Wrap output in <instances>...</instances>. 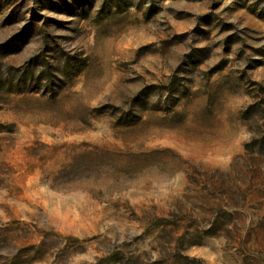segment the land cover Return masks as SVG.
<instances>
[{
  "label": "rangeland",
  "instance_id": "1",
  "mask_svg": "<svg viewBox=\"0 0 264 264\" xmlns=\"http://www.w3.org/2000/svg\"><path fill=\"white\" fill-rule=\"evenodd\" d=\"M0 264H264V0H0Z\"/></svg>",
  "mask_w": 264,
  "mask_h": 264
}]
</instances>
